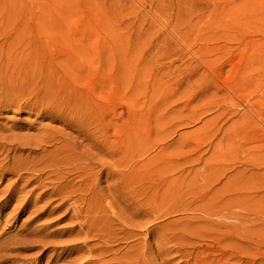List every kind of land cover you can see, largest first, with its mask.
Returning a JSON list of instances; mask_svg holds the SVG:
<instances>
[{"label":"rangeland","instance_id":"obj_1","mask_svg":"<svg viewBox=\"0 0 264 264\" xmlns=\"http://www.w3.org/2000/svg\"><path fill=\"white\" fill-rule=\"evenodd\" d=\"M63 82L99 102L111 132L126 121L153 161L148 210L138 187L131 199L117 197L138 234L120 253H138L135 264H210L196 258L206 245H216V264L256 254L241 243L255 242L261 223L238 216L264 206L248 197L264 188V174H240L256 143L264 162V0H0V128L35 132L28 126L37 111L18 104ZM192 150L199 151L190 159H202L188 161ZM8 178L0 176V190ZM30 179L17 182L12 201L0 200V254L17 259L4 264H67L86 254L66 250L78 226ZM212 210L228 215L204 216Z\"/></svg>","mask_w":264,"mask_h":264},{"label":"bare ground","instance_id":"obj_2","mask_svg":"<svg viewBox=\"0 0 264 264\" xmlns=\"http://www.w3.org/2000/svg\"><path fill=\"white\" fill-rule=\"evenodd\" d=\"M82 92L76 85L63 82L57 91L46 97L39 96L31 103L18 104L19 108L37 111L39 121L35 120L34 124L28 126V129L34 128L35 132L17 133L0 128V176L11 174L14 177L8 178V183L0 190V200L5 201L8 197L12 201L17 182L28 174L30 180L46 186L44 195L47 202L52 196H56L60 205H66L64 215L70 213V220L78 226L73 238L64 241L65 248L69 254H86L72 258L67 264H135L138 253H120V244L129 239L133 241L138 234L134 232L135 225L129 218L122 217V211L116 206V202L121 194L125 199L133 198L131 188L138 187L145 194L144 210H148L147 195L151 187L153 161L147 157V146L137 148L135 142L139 135L125 126L126 121L111 132L103 123L105 117L99 102L94 105ZM91 102L93 108L89 105ZM251 111L255 116L261 114L258 109ZM45 120L60 123L64 128L44 123ZM252 147L251 160L245 162L240 174H247L248 177L262 176L264 162L258 160L261 157L258 156L261 146L256 143ZM198 151L186 153L185 158L188 161L201 160L202 156L190 159ZM214 171L215 169L210 170ZM113 178L114 183L102 185ZM125 185H129L128 191H125ZM248 197L253 201H264V188ZM203 214L205 217L220 214L226 216L228 211H203ZM238 217L255 219L261 223L259 228L264 231V206ZM143 227L142 255L145 257L149 248L147 239L151 232L149 220L143 223ZM257 236L259 238L255 242L241 243L243 249L255 250L256 254H231L236 259V264H264V253L259 252L264 247V232ZM90 241L101 244L98 248L97 244L87 246ZM35 242L46 245L40 240L33 243ZM190 244L195 248L194 242ZM135 245H130L129 249H135ZM251 245L256 247L252 248ZM215 246L206 245V253L197 255V260L203 261L206 258L210 264H216L210 259ZM93 251H97L95 256L91 254ZM106 253L111 256L103 260ZM15 262L17 259L0 254V264ZM142 264H148L147 258H143Z\"/></svg>","mask_w":264,"mask_h":264}]
</instances>
